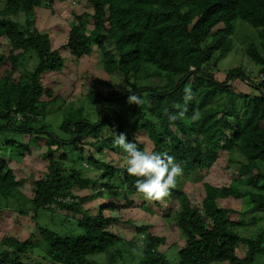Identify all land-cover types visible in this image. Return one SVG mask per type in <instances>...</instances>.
Returning <instances> with one entry per match:
<instances>
[{
    "label": "trees",
    "instance_id": "16d2710c",
    "mask_svg": "<svg viewBox=\"0 0 264 264\" xmlns=\"http://www.w3.org/2000/svg\"><path fill=\"white\" fill-rule=\"evenodd\" d=\"M55 1L5 0L0 11V39L8 44L7 52L0 53V134H22L31 142L44 139L48 162L44 177L32 181V196L24 203L20 182L0 154V211L29 206L36 221L41 212H65L60 216L65 227L54 231L36 223L38 243L32 242L34 237L24 241L5 237L0 241V264H96L94 256L124 241L112 230L119 229L114 225L121 222L114 214L123 205H119L122 197L126 205H134L127 193L140 195L135 188L140 178L128 175L126 166L113 157L124 154L113 143L114 132L126 134L129 142L136 143L138 137V148L174 156L182 175L196 177L193 182L222 153L237 151L245 163L235 180L250 186L240 191L233 182L222 187L203 183L201 201L192 205L195 197L178 188V176L167 197L151 201L167 225L181 233L184 244L170 258L168 251L161 250L167 239L154 235L152 225L134 226L141 238L133 241L140 251V264H255L258 257L264 258V231L257 238H243L238 227L246 223L235 220L239 212L227 206L230 200L242 201L248 203L245 213L264 215V193L254 190L262 191L260 184H264L259 168L264 164V0H87L93 7L92 13L85 14L89 24L78 14V24L56 49L50 36L40 32L31 19L39 8L53 9ZM20 14L24 24L14 20ZM237 21L255 30L256 40L246 46L244 54L257 66L258 78L252 80L242 69H234L221 83L214 71L232 51ZM209 39L214 48L207 45ZM94 47L102 54L103 71L122 75L125 86L104 93L100 86L110 84L94 79L86 102L95 109L96 119L84 107H66L58 127L62 136H58L46 119L50 111L61 109H51L61 97L44 87L43 78L65 69L63 53L76 65ZM31 61L33 69L28 70L26 63ZM234 79L247 82L255 94L234 92L227 84ZM152 81L158 85L148 87ZM186 86L194 97L187 103ZM133 92L148 95L149 101L145 105L129 103ZM181 110L184 117L174 122L165 114ZM193 110L199 111L195 121L191 119ZM134 115L138 119L131 122ZM7 147L24 153L31 149L14 141ZM103 156L111 159L99 158ZM84 163L100 174L88 177ZM245 176L247 180H243ZM91 185L96 190L83 198L71 192L73 186ZM121 191L127 193L120 197ZM103 199L106 203L99 204ZM161 202L170 211L169 203L178 209L170 216ZM142 208H148L147 203ZM241 246L246 248L243 257L238 255ZM36 248H43L44 260L32 256ZM114 263L109 259V264Z\"/></svg>",
    "mask_w": 264,
    "mask_h": 264
},
{
    "label": "rangeland",
    "instance_id": "374dc122",
    "mask_svg": "<svg viewBox=\"0 0 264 264\" xmlns=\"http://www.w3.org/2000/svg\"><path fill=\"white\" fill-rule=\"evenodd\" d=\"M5 8V0H0V11ZM92 5L87 0H56L54 3V8L37 9V14L32 17V21L35 27L38 28L40 32L46 33L50 36L53 48H61L69 35L70 29L73 25L78 23V14H82L81 20L85 21L88 25V17L85 15L92 13ZM30 19V20H31ZM15 21L24 24L25 18L22 14L14 17ZM236 31L232 34L231 38L233 41L232 51L228 53L224 58H222L218 67L215 68V78L218 82H225L226 76L229 71L234 69H242L246 73L247 77L255 80L258 78V68L257 66L244 54V49L250 43H254L256 40L255 30L250 26L244 24L243 22L237 21L235 23ZM218 28L222 29V26ZM218 30L214 31V34ZM7 42L0 39V53H6L8 50ZM208 46L215 47V44L211 42V39L207 42ZM63 55L66 57L65 69L61 72L50 73L44 76L43 84L45 88H52L55 95H59L61 99L57 100V103L51 108L52 110L56 108H61L58 111H50V115L46 119V123L51 127V131L62 136L61 132L58 130L60 123L62 122L63 112L66 107L78 110L82 107L86 108L88 112L87 115L91 116V119H96V111L93 107H90L87 100V90L91 87L94 79H100L106 81L110 84L100 86L104 93H111L113 89L115 91H121L125 86L124 78L122 75L117 73L107 74L103 71L101 65L102 54L98 48L94 47L90 54L82 59L76 64L72 65L69 62V56L65 53ZM27 69L32 70L33 61L26 63ZM228 85H231L236 93L242 94H255L251 89V86L242 79L230 80ZM158 85L155 81L148 82V87H153ZM148 95L141 96L143 100V105H145L149 98ZM65 102L61 106L62 102ZM129 105L125 107L128 111ZM63 108V109H62ZM89 108V109H88ZM130 116V115H129ZM138 119L137 115L131 116V122H135ZM14 141L15 145L23 143L31 147L30 152L24 153L21 149H13L7 147L8 142ZM0 154L8 162L10 169L15 174V177L20 182L18 190L20 195L23 196L22 201L27 202V199L32 196L33 192V180H38L44 177L47 172L48 162L45 159L44 153L47 150V145L44 139L39 142L29 141V137L25 135H20L16 133L0 134ZM55 149V147H53ZM88 151L85 152L87 157ZM116 161L120 162V165H124L125 154L118 156H113ZM104 161H109V157H99ZM230 160L232 162H230ZM116 162L115 164L119 165ZM244 159L240 156L237 151L232 152V154L222 153L219 159L208 169L201 170L198 175V182H193L196 178L194 175L185 176L180 175L178 181V188L187 191L194 195L192 205L199 204L201 201L202 184L207 183L214 187L228 186L232 182L240 191L249 190L250 186L246 182L239 183L235 180L238 170L242 164H244ZM85 168L88 166L87 163L82 164ZM260 170L264 173V164H259ZM85 174L90 177H96V174H100L98 171L91 169V167L86 168ZM123 180V175L119 177ZM243 180H247V176ZM262 191L254 189L255 192L264 193V184L261 183ZM96 190L92 185L87 187H72V194L75 197L83 198ZM127 192L121 191L120 197L124 196ZM127 198L134 205H126L124 203V197L119 201L121 209L115 213L121 222L114 225V227L119 229H113L114 232H118L122 236L123 242L119 245L113 247L104 254L99 256H94L93 259L96 264H109V259L115 261L114 264H140L138 257L140 256V251L133 241H140V237L135 234L136 230L134 226L152 225L151 232L154 235L165 237L167 239L166 244L161 248L162 252L168 251L167 256L174 258L173 250H179L183 244L184 239L181 233L175 229L173 225H167V221L161 217L158 212L153 208L151 200L145 199L142 195H130L127 193ZM170 202V201H169ZM106 200L103 199L99 204H105ZM147 203L148 208L143 209L142 204ZM94 204V203H93ZM162 207L165 212H168L170 216L173 215L175 210H177V205L169 203L172 206L170 211L162 202ZM229 209H234L238 211L240 215L235 216V220L242 221L246 223L245 226L238 227V232L243 238H257L258 235L264 231V215L258 213L247 214L245 211L248 209V203L242 201H229L227 205ZM29 211V213H27ZM33 212L30 211L29 206L24 208L20 206H15L13 209H2L0 211V241L5 237H15L19 240H26L33 238L32 242L38 243L39 237L36 229V223L41 227H46L48 229L59 231L65 226L63 225V218L60 217L66 214L65 212H55L48 210L46 212H41L37 221L32 217ZM130 221V224L127 223ZM75 233L79 234L80 230L77 225L74 227ZM257 236V237H256ZM43 250V248H41ZM40 249H35L32 253L33 257H36L38 261L44 256V250L42 252ZM246 248L241 246L238 250V255L243 257ZM46 254V253H45ZM255 264H264V258L258 257Z\"/></svg>",
    "mask_w": 264,
    "mask_h": 264
},
{
    "label": "clouds",
    "instance_id": "9594fccd",
    "mask_svg": "<svg viewBox=\"0 0 264 264\" xmlns=\"http://www.w3.org/2000/svg\"><path fill=\"white\" fill-rule=\"evenodd\" d=\"M131 92V91H130ZM190 87L184 90L185 103L193 99ZM129 103L142 104L143 100L137 93L128 97ZM170 122L182 119L185 115L183 110L177 113H165ZM199 117V111L193 110L191 119L195 121ZM137 142H129L124 133L114 132L113 143L121 148L125 154L124 165L128 175L136 176L135 188L137 193L147 200L161 201L169 195V190L176 187V178L183 173V169L176 162L175 157L167 153L157 154L148 147L138 148Z\"/></svg>",
    "mask_w": 264,
    "mask_h": 264
}]
</instances>
